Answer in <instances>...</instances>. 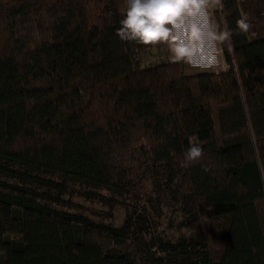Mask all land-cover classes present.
Instances as JSON below:
<instances>
[{
	"label": "trees",
	"instance_id": "obj_1",
	"mask_svg": "<svg viewBox=\"0 0 264 264\" xmlns=\"http://www.w3.org/2000/svg\"><path fill=\"white\" fill-rule=\"evenodd\" d=\"M217 2L226 68L189 74L119 39L126 0H0V264H264V35Z\"/></svg>",
	"mask_w": 264,
	"mask_h": 264
},
{
	"label": "clouds",
	"instance_id": "obj_2",
	"mask_svg": "<svg viewBox=\"0 0 264 264\" xmlns=\"http://www.w3.org/2000/svg\"><path fill=\"white\" fill-rule=\"evenodd\" d=\"M207 9L208 0H126L116 32L122 41L144 46L164 43L173 59L191 63L198 57V48L214 51L218 41L231 37L230 30L217 29ZM237 25L241 32H247V16L241 17ZM202 153V146L193 143L185 150V158L191 162Z\"/></svg>",
	"mask_w": 264,
	"mask_h": 264
},
{
	"label": "rangeland",
	"instance_id": "obj_3",
	"mask_svg": "<svg viewBox=\"0 0 264 264\" xmlns=\"http://www.w3.org/2000/svg\"><path fill=\"white\" fill-rule=\"evenodd\" d=\"M217 8V0H208L207 10L213 24V11ZM242 8L245 15L254 17L255 30L264 35V0H242ZM141 50V58L146 65L174 60L169 53L168 46L164 43L150 46L142 45ZM197 53L198 57H194L191 63L182 60L185 65L186 73L194 74L201 71L216 72L226 68L219 41L214 51L200 47L197 49ZM202 64L205 66H201ZM107 195L108 194H106V197ZM71 200L72 207L87 212L95 219H103L112 225H120L125 214L121 206H116L115 204V206L110 207L107 202L99 201L98 198L86 200L75 195L71 197ZM108 215H110V217H108Z\"/></svg>",
	"mask_w": 264,
	"mask_h": 264
}]
</instances>
